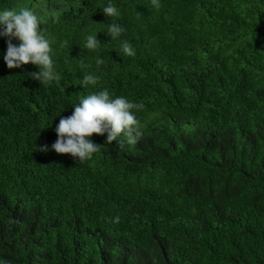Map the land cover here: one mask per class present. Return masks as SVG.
I'll return each mask as SVG.
<instances>
[{"label": "trees", "instance_id": "trees-1", "mask_svg": "<svg viewBox=\"0 0 264 264\" xmlns=\"http://www.w3.org/2000/svg\"><path fill=\"white\" fill-rule=\"evenodd\" d=\"M159 4L0 0L38 16L61 77L9 69L20 41L0 35V264H264V0ZM105 89L143 104L138 142L56 153L60 119Z\"/></svg>", "mask_w": 264, "mask_h": 264}, {"label": "clouds", "instance_id": "clouds-1", "mask_svg": "<svg viewBox=\"0 0 264 264\" xmlns=\"http://www.w3.org/2000/svg\"><path fill=\"white\" fill-rule=\"evenodd\" d=\"M152 4L159 8V0H152ZM108 17L118 16L116 7L109 4L103 9ZM0 35L16 38L20 41L19 46H14L11 39L7 43V52L4 56L9 69L19 68L22 65L33 64L38 66L39 72L32 74V78L40 83L51 81L59 82L61 77L53 68V60L50 53V42L45 38L40 28V20L32 10L21 9L4 10L0 13ZM124 29L113 23L108 32L112 39L118 37ZM101 46L96 36L87 37V49L95 50ZM123 52L127 56H134L135 50L127 41L121 44ZM97 64H103L102 59H97ZM98 77L85 74L83 83L96 84ZM74 108L73 115L61 118L56 128L58 139L52 145V149L61 155L69 154L84 162L92 158L100 146L93 143L88 137L93 134L103 136L107 133V142L115 141L121 134L127 139L129 145H135L142 132L139 130V121L133 114V109H142L143 104H134L124 97L110 98L108 90L87 95ZM40 151H48L44 146ZM119 218H114L118 222Z\"/></svg>", "mask_w": 264, "mask_h": 264}]
</instances>
